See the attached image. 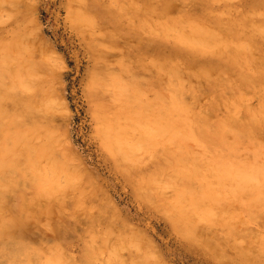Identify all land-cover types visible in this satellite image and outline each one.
<instances>
[{"label": "bare ground", "instance_id": "obj_1", "mask_svg": "<svg viewBox=\"0 0 264 264\" xmlns=\"http://www.w3.org/2000/svg\"><path fill=\"white\" fill-rule=\"evenodd\" d=\"M172 1L66 0L94 62L86 96L95 137L137 202L198 257L264 264V60L255 58L264 56V0H180L176 13ZM30 2L0 0V264H167L140 222L104 201L61 149L51 102L64 100L52 101L46 83L57 57L52 62L34 42ZM146 59L155 69L149 79L136 73ZM21 183L32 198L60 195L70 184L88 226L73 219L66 235L72 227L74 239L50 243L16 235V218L36 215ZM8 189L16 191L12 212ZM199 220L220 229L233 250L212 251Z\"/></svg>", "mask_w": 264, "mask_h": 264}, {"label": "rangeland", "instance_id": "obj_2", "mask_svg": "<svg viewBox=\"0 0 264 264\" xmlns=\"http://www.w3.org/2000/svg\"><path fill=\"white\" fill-rule=\"evenodd\" d=\"M30 3L28 8L29 18L26 25H29L30 29L35 28L32 35L34 42L41 50L43 49L42 46H45V50L43 49L42 51L44 56L57 57L54 59L58 63L56 61L52 63L53 58L52 62H50V59L48 60L49 67L54 64L53 68L57 66L58 69H49L46 83L52 89V101L64 100V102H59V104H62L61 106L57 102H51L52 106H55L53 107L55 113L53 122L55 125H59L58 129L62 139L61 149H68L66 152H68V157L71 156V160L73 157L72 162L87 170V177L93 181L91 185L100 191L104 201L113 205L131 219L140 222L145 229V233L157 245L161 259L163 258L167 264H209L173 235L163 218L150 214L137 202L132 186L125 182L121 174H115L110 163L104 158L94 134L95 119L91 111V102H89V96H86L88 94V74L94 62L88 51L85 35L71 23L66 0H31ZM181 7V1L174 0L170 5V11L176 13ZM8 25L9 23L6 22L5 27L8 28ZM46 52H48V55L45 54ZM114 54L116 56L117 52H113L112 57H115ZM255 58L259 62L264 60V56L259 52L255 53ZM162 61L166 66L171 63L169 59L164 57ZM192 63V68L196 69L199 67L198 61H193ZM220 71L221 68H215L212 71V75L217 76ZM136 73L141 78L149 79L154 75L155 69L152 62L146 59L143 67L138 69ZM164 77L166 78V75ZM243 87L247 93L251 92L248 85H243ZM56 95L61 100H57L55 98ZM203 97L207 99L211 97V94L205 92ZM206 115L209 118H215L216 116L211 110H207ZM61 131L63 134H61ZM64 133L66 134L64 135ZM260 139L264 141V133L260 136ZM70 152L74 153V156ZM76 158H80L79 163V160L75 161L77 160ZM21 185L20 188L26 191L25 198L30 212H35L36 215H32L27 219L16 218L14 230L10 229L15 231L16 235L20 233L24 234L25 238L28 237L27 239L29 240L50 243L55 239H74L76 234L72 227V232L66 235V230L70 228L69 223L73 219H79L80 225L83 227L88 226V221L81 216L85 206L81 204L83 200L78 199L77 192L79 190L74 189L70 184L64 185L60 195L53 194L45 197V192H43L34 198L28 194L29 188L23 186L22 183ZM87 186L89 185L87 184ZM16 199V191L8 189L4 204L9 212L15 210ZM109 224L116 232L123 231L116 219H111ZM197 227L198 231L203 233V238L206 239L209 246L213 249L212 251H217L222 246L233 250V243L225 240L224 233L220 229L218 230L203 220L197 222ZM253 228L256 229V227ZM16 232L19 233L17 234ZM75 241L76 239L73 242ZM245 245L247 247L251 246Z\"/></svg>", "mask_w": 264, "mask_h": 264}]
</instances>
